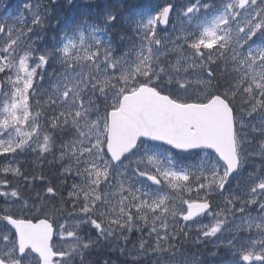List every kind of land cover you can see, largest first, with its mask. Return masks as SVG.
I'll list each match as a JSON object with an SVG mask.
<instances>
[{
    "label": "snow or ice",
    "instance_id": "obj_1",
    "mask_svg": "<svg viewBox=\"0 0 264 264\" xmlns=\"http://www.w3.org/2000/svg\"><path fill=\"white\" fill-rule=\"evenodd\" d=\"M66 2L0 17V264H264V0Z\"/></svg>",
    "mask_w": 264,
    "mask_h": 264
},
{
    "label": "trees",
    "instance_id": "obj_2",
    "mask_svg": "<svg viewBox=\"0 0 264 264\" xmlns=\"http://www.w3.org/2000/svg\"><path fill=\"white\" fill-rule=\"evenodd\" d=\"M13 1L14 0H10V2H9V6L7 7V10H9V11H11V13H13V14H17L18 13V8H19V4H15L14 5V7H13ZM135 1V2H134ZM132 2H134V3H136L137 2V0H133V1H131V0H129V3H132ZM21 9V8H20ZM22 10V9H21ZM20 10V11H21ZM53 24H55V21H53ZM21 163H24V165H25V170L26 171H28L30 174H32V173H35V174H39V172H40V168L39 167H37L34 163H33V161L31 160V159H29L27 162H22L21 161ZM43 172H44V175L50 180V182L51 183H53V184H55V185H57L58 187H62L60 184H59V181H58V179H57V172H56V166L55 165H52V164H48V163H44L43 164ZM37 183H39L38 181H37ZM70 183V182H69ZM103 243H101V246L98 248V249H100V248H102L103 247ZM189 246H191V245H189ZM192 247H194V246H192ZM223 255V253H221V257H223L222 256ZM94 257H96V252L93 254V259L95 260V258ZM201 259L203 258V259H205V260H207V258L208 257H200Z\"/></svg>",
    "mask_w": 264,
    "mask_h": 264
},
{
    "label": "rangeland",
    "instance_id": "obj_3",
    "mask_svg": "<svg viewBox=\"0 0 264 264\" xmlns=\"http://www.w3.org/2000/svg\"><path fill=\"white\" fill-rule=\"evenodd\" d=\"M10 0H0V17L4 16V15H10V16H15V14L11 13V11L7 10V5H9V2ZM16 1V2H15ZM26 0H14L13 2V7L15 4H19V8L17 9L18 12L22 9V5L23 3H25ZM79 2L83 3L84 0H79ZM57 3L61 4L63 6V9H67L68 8V5H67V2L66 0H57ZM6 4V5H5ZM21 8V9H20ZM58 12H61L62 9H57ZM258 162V161H257ZM70 182V181H69ZM140 233H133L131 236V240L133 242V240H138V237H139ZM103 243V242H102ZM201 259V258H200ZM207 259H210V257H208Z\"/></svg>",
    "mask_w": 264,
    "mask_h": 264
},
{
    "label": "bare ground",
    "instance_id": "obj_4",
    "mask_svg": "<svg viewBox=\"0 0 264 264\" xmlns=\"http://www.w3.org/2000/svg\"><path fill=\"white\" fill-rule=\"evenodd\" d=\"M131 1H133V0H131ZM9 2H10V1H9ZM9 2H8V3H9ZM13 2H14V1H13ZM15 2H16V1H15ZM134 2H135V1H134ZM134 2H132V3H134ZM5 5H6V4H5ZM7 6H9V5H7ZM22 162H23V161H22ZM135 234H136V233H135ZM130 238H132V236H131ZM137 241H138V240H136V239L133 240L134 243L137 242ZM222 256H223V255H222ZM94 258H95V257H94ZM205 258H206V257H205ZM202 259H203V258H202Z\"/></svg>",
    "mask_w": 264,
    "mask_h": 264
}]
</instances>
